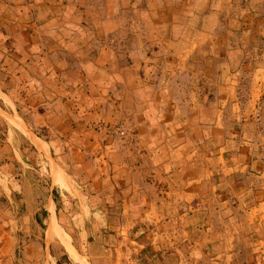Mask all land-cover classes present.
Here are the masks:
<instances>
[{
	"label": "crops",
	"instance_id": "1",
	"mask_svg": "<svg viewBox=\"0 0 264 264\" xmlns=\"http://www.w3.org/2000/svg\"><path fill=\"white\" fill-rule=\"evenodd\" d=\"M63 1L73 3L69 15L78 17L81 8L84 17L78 18H91L92 0ZM107 1L96 10L107 9ZM50 2L57 3L0 0V264H58L65 254L60 247L67 264H73L70 255L86 263L96 252L99 261L90 264H264V191L243 182L242 168L228 167L227 154L187 143L186 123L144 121L150 111L147 117L141 107L137 77L116 69L113 78L117 65L110 58L83 65L105 73L97 78L99 96H92L103 100L105 112L93 116L115 119L111 125L124 135L115 140L106 128L100 135L75 126L85 133L77 148L70 135L61 144L41 133L57 129L58 116L71 114L72 91L84 81H76L72 69L62 74L65 64L55 58L59 45L45 60L44 19H58L49 14ZM100 17L101 27L111 29L108 18L114 15ZM79 31L90 39L87 30ZM48 35L55 39L54 30ZM110 82L115 90H104ZM46 104L56 110L44 111ZM138 159L152 173L139 176L126 168ZM176 231L179 245L164 246ZM121 243L143 245L135 255L127 248H119L120 256L108 253Z\"/></svg>",
	"mask_w": 264,
	"mask_h": 264
},
{
	"label": "rangeland",
	"instance_id": "2",
	"mask_svg": "<svg viewBox=\"0 0 264 264\" xmlns=\"http://www.w3.org/2000/svg\"><path fill=\"white\" fill-rule=\"evenodd\" d=\"M56 1V4L49 3L50 7L54 5L49 14L57 15L58 19H44L45 60L51 58V46L59 45L61 52L55 58L66 65L62 74L72 69L75 80L79 77L84 81L81 85L76 82V90L72 91L76 99L73 113L70 110L69 116H58V121H53L58 128L41 133L49 139L59 138L61 144L70 135L77 148L81 143L79 138H85V133L75 126L100 135L107 129L115 140L124 135V129L111 125L115 119L107 122L93 116L98 109L105 112L103 100L97 98L100 90L97 78L105 73L83 64L85 60L97 64L107 57L117 65L111 69L113 78L117 76L116 69H125L122 71L125 76L137 77L145 101L140 102L141 107H145L147 117L150 111V118L140 119L149 124L186 123L187 143L209 144V151L227 154L232 158L228 167L242 168L243 182L248 180L250 187L264 191V0H118V3L106 0L108 8L100 12L96 9L102 0H92L91 18L87 20L82 19L81 8L76 12L82 18L69 15L72 2ZM103 13L114 15L115 18H108L113 22L111 29L101 27L99 15ZM50 30H54L55 39L48 35ZM76 30H87L90 39L87 41L85 34ZM101 48H104L103 55ZM114 86L110 82L104 90L113 91ZM81 88L85 97L79 92ZM91 89L95 93L91 97H97L88 100ZM104 105L107 107V102ZM55 110L50 104L44 107L49 113ZM141 154L144 157L145 153ZM136 161L126 168L138 172L139 176L142 170L152 173L151 168L147 170L148 162ZM234 172L238 171L232 169ZM76 181L81 187V180ZM160 183L166 184L165 180ZM178 243L176 231L164 246L176 247ZM141 244H117V249H109L108 253L120 256L119 248H127L135 255ZM159 245V251H163V245ZM59 252L65 254L64 258L60 256L58 264H67V251L60 247ZM70 256L73 264L85 261L82 257ZM95 256L84 263H98L99 257Z\"/></svg>",
	"mask_w": 264,
	"mask_h": 264
}]
</instances>
